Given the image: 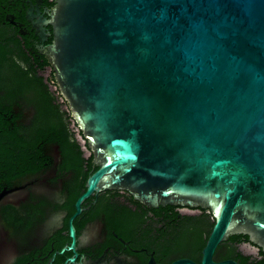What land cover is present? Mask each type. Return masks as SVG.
Segmentation results:
<instances>
[{"label": "water", "instance_id": "1", "mask_svg": "<svg viewBox=\"0 0 264 264\" xmlns=\"http://www.w3.org/2000/svg\"><path fill=\"white\" fill-rule=\"evenodd\" d=\"M15 21L83 154L78 210L100 192L212 217L202 264L230 236L264 251V0H45Z\"/></svg>", "mask_w": 264, "mask_h": 264}, {"label": "flooded vegetation", "instance_id": "2", "mask_svg": "<svg viewBox=\"0 0 264 264\" xmlns=\"http://www.w3.org/2000/svg\"><path fill=\"white\" fill-rule=\"evenodd\" d=\"M44 6L0 0V264H202L213 225L205 215L141 211L100 192L78 210L83 154L42 68L20 54L15 15ZM208 263L264 264V251L230 236Z\"/></svg>", "mask_w": 264, "mask_h": 264}, {"label": "trees", "instance_id": "3", "mask_svg": "<svg viewBox=\"0 0 264 264\" xmlns=\"http://www.w3.org/2000/svg\"><path fill=\"white\" fill-rule=\"evenodd\" d=\"M209 219H212V217H209V216H207ZM212 224H213V219H212Z\"/></svg>", "mask_w": 264, "mask_h": 264}]
</instances>
